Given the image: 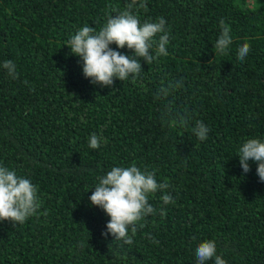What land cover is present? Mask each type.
Instances as JSON below:
<instances>
[{
    "label": "trees",
    "instance_id": "16d2710c",
    "mask_svg": "<svg viewBox=\"0 0 264 264\" xmlns=\"http://www.w3.org/2000/svg\"><path fill=\"white\" fill-rule=\"evenodd\" d=\"M129 2L0 0V64L12 60L19 73L0 68V166L36 185L41 202L24 223L0 220V264H197L209 239L227 264H264V181L238 155L248 139L264 141V0H146L140 20L165 18L168 55L141 59L135 82L93 83L69 40ZM221 19L232 36L224 55L214 47ZM197 120L206 140L192 131ZM132 164L168 183L176 202L150 194L167 214L147 216L129 245L102 235L110 216L89 197L101 176Z\"/></svg>",
    "mask_w": 264,
    "mask_h": 264
},
{
    "label": "clouds",
    "instance_id": "9594fccd",
    "mask_svg": "<svg viewBox=\"0 0 264 264\" xmlns=\"http://www.w3.org/2000/svg\"><path fill=\"white\" fill-rule=\"evenodd\" d=\"M141 9L147 11L146 0H130L123 10L113 9L116 15H109L106 24L98 31L92 26L84 25L71 36L69 40L71 52L82 58L83 73L90 77L93 83L111 86L114 78L126 81L130 77L135 82L143 70L141 59L147 64H152L168 55L166 46L170 40L165 18L141 22L139 16ZM219 23L221 34L214 47L217 53L224 55L232 44L231 28L223 19ZM112 43L118 48H124L126 45L128 49L134 50V54L131 56L122 54L110 47ZM249 52L250 45L244 43L238 49L237 58L243 61ZM0 68L6 70L12 79L19 76L12 60L4 61ZM178 86L179 82L171 84L172 88ZM163 91L167 92L168 89ZM186 122V119L181 117L179 123ZM176 123L177 121L173 119L170 126ZM192 131L201 141L208 138L209 128L203 121L197 120ZM101 139V136L92 133L89 137V147L99 148ZM238 155L245 173L249 171V160L257 162V174L260 180L264 181V141L257 138L248 139L239 148ZM169 187L168 183L156 180L154 171H142L136 164L113 167L99 178L95 191L89 197L93 205L102 207L110 216L106 232L102 235L107 236L111 233L114 240L131 245L138 227L144 226L142 221L147 216L157 212L161 217L167 214L166 208L161 207L158 210L149 203L150 194L160 190L163 192L162 205L175 204L174 197L166 191ZM40 207L37 186L28 178L17 175L15 170L0 166V220L24 223L36 215ZM149 239H152L153 243H159L150 235ZM195 252L197 264H205L212 258L215 259V264H227L222 255L217 254L214 239L200 242Z\"/></svg>",
    "mask_w": 264,
    "mask_h": 264
}]
</instances>
